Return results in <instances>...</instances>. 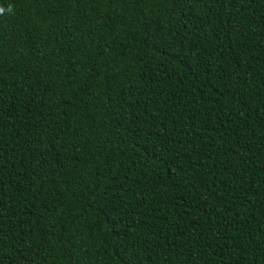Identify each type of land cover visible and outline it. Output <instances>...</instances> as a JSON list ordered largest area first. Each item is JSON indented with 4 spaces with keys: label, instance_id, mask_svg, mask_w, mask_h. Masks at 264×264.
Masks as SVG:
<instances>
[{
    "label": "trees",
    "instance_id": "obj_1",
    "mask_svg": "<svg viewBox=\"0 0 264 264\" xmlns=\"http://www.w3.org/2000/svg\"><path fill=\"white\" fill-rule=\"evenodd\" d=\"M0 6V264H264V0Z\"/></svg>",
    "mask_w": 264,
    "mask_h": 264
},
{
    "label": "clouds",
    "instance_id": "obj_2",
    "mask_svg": "<svg viewBox=\"0 0 264 264\" xmlns=\"http://www.w3.org/2000/svg\"><path fill=\"white\" fill-rule=\"evenodd\" d=\"M7 11H8V12H11V11H12V8H11V6H9V7H8ZM5 12H6V9H5V7H3V6H0V15H4V14H5Z\"/></svg>",
    "mask_w": 264,
    "mask_h": 264
}]
</instances>
